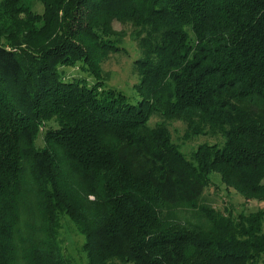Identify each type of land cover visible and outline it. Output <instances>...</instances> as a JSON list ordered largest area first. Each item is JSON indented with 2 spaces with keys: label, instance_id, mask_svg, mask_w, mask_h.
<instances>
[{
  "label": "trees",
  "instance_id": "obj_1",
  "mask_svg": "<svg viewBox=\"0 0 264 264\" xmlns=\"http://www.w3.org/2000/svg\"><path fill=\"white\" fill-rule=\"evenodd\" d=\"M0 264H264V0H0Z\"/></svg>",
  "mask_w": 264,
  "mask_h": 264
},
{
  "label": "rangeland",
  "instance_id": "obj_2",
  "mask_svg": "<svg viewBox=\"0 0 264 264\" xmlns=\"http://www.w3.org/2000/svg\"><path fill=\"white\" fill-rule=\"evenodd\" d=\"M125 47L127 48L128 55H114L107 63L106 68L112 71V79L108 81L107 86L117 87L122 89L126 94L133 96V100L135 101L137 95L134 92V84L139 80L138 74L134 71L133 68V60H135L139 56V52L136 44L132 43L130 40L127 41ZM68 74L71 75H84L87 76L88 79H93V77L89 76L87 72L83 71L81 66L78 65L76 67H68L65 68ZM155 121V119H153ZM170 129L172 132L173 140L181 146V149L189 154L192 150H194L205 137L201 136L199 138H194L192 140H187L184 138V133L186 129V124L182 121H173L170 124ZM232 196L230 198H226L230 200L238 209L242 208V202H244V198L235 191L232 190ZM91 199H94L93 196H90ZM248 207H245L248 211L256 209L258 206V202L249 201L247 204ZM63 233L66 236V242L71 244V247L76 255H78V248H76V244L73 241L81 243L82 237L78 235L74 229L73 224L66 220L65 227L63 228ZM66 231V232H65Z\"/></svg>",
  "mask_w": 264,
  "mask_h": 264
}]
</instances>
